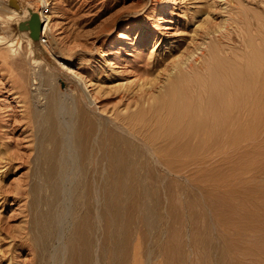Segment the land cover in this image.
<instances>
[{
    "label": "bare ground",
    "instance_id": "obj_1",
    "mask_svg": "<svg viewBox=\"0 0 264 264\" xmlns=\"http://www.w3.org/2000/svg\"><path fill=\"white\" fill-rule=\"evenodd\" d=\"M21 1L15 9L0 0V47L16 66L15 88L31 112L23 126L25 132L33 131L35 146L2 139L0 144L9 149L3 150L5 157L1 149L0 183H6L5 176L19 164L34 163L29 179L23 177L28 187L20 185L16 191L18 197L31 194V236H19L33 245L32 264H126L125 238L131 236L134 222L143 223L150 234L149 260L158 245L178 261L177 200L181 190L210 181V142L239 141L249 134V124L264 123V49L263 43L258 45L262 51L257 47L259 36H254L255 44L242 26L246 33L238 31L244 38L238 44L232 33L240 28L230 26L233 16L223 15L214 27L212 17L207 18L210 22L200 19L201 9H193L186 22L190 34L169 50L140 59L139 80L121 83L117 95L109 89L111 96L101 104L99 94L89 89L92 74L88 81L71 72L54 78L43 66L36 47L45 45L43 52L54 54L46 38L48 0H40L42 7L36 9ZM171 1L156 8L166 12ZM227 2L222 0V11ZM31 8L43 21L39 42L24 33L7 35L3 27L18 24L19 14L28 12L29 17ZM114 74L96 75L100 87L114 82ZM64 78L72 85L62 89L59 80Z\"/></svg>",
    "mask_w": 264,
    "mask_h": 264
},
{
    "label": "rangeland",
    "instance_id": "obj_2",
    "mask_svg": "<svg viewBox=\"0 0 264 264\" xmlns=\"http://www.w3.org/2000/svg\"><path fill=\"white\" fill-rule=\"evenodd\" d=\"M9 1L6 0L3 6L13 7ZM220 1L172 0L169 4L171 9L162 12L156 7L167 4L168 0H48L50 28L46 38L54 54L43 52L44 45L36 47L43 55L40 51L35 52V55L54 78L57 75L59 78L69 77L75 73L88 81L91 78L89 74H92L96 79L93 77V82H89V89L99 94L103 104V99L109 94L111 96V90L112 94H119L118 91L123 88L119 87L121 83H136L139 80L137 65L140 59L145 56L149 58L150 52L169 50L171 45L174 46L190 34L186 22L193 14V9H201L202 12L197 13L200 19L212 17L209 19H213L214 27L223 21V15L233 16L230 17L233 18V25L230 26L235 29L244 26L247 31L243 28L235 30L232 35L236 42L241 44L244 39L239 38L238 31H241L250 34L253 40L254 36H259L257 47L261 50L262 44L258 45L263 43L264 49V0H230L225 4H229L226 11H222ZM21 2L23 5L31 4L34 9L42 7L40 0ZM210 5L214 9L211 10ZM1 12H5L4 9ZM28 14H19L15 19L22 21ZM247 15L248 18H245ZM247 19L249 23L252 20L249 24L250 32ZM16 24L9 23L3 27L4 32L7 35H22V32L14 29ZM23 48L26 51V42ZM3 50L0 49V142L6 138L8 141L11 138L19 139L22 145L27 143L33 147V131L25 132L23 126L27 122L24 116L31 117L28 102L16 91L15 82L19 79L17 69ZM111 72L116 73L113 77L115 81L106 82L101 88L97 77ZM69 85L72 84L66 78L59 80L62 89ZM104 89H108V94H104ZM260 109H264V106ZM247 127L249 134L239 141L210 142V181L204 187L196 186L180 191L177 200L178 238L181 242V249L176 254L178 261H173L171 254L162 252L158 245L149 260L150 234L144 231L143 223L134 222L131 236L125 238L129 242V248L122 255L126 264H264V123L256 122ZM28 134H31L30 140L25 138ZM6 146L9 145L0 144V153L2 149L4 156L0 155L3 157L7 155L4 151L9 149ZM16 146L13 150L18 151ZM228 146L234 149L228 151ZM31 152L35 155V149H31ZM32 166L34 163L19 164L15 172L5 176L6 183L9 182L11 186L5 182L0 183V264H32L35 256L32 243L19 236L27 232L31 236L29 221L32 214L28 207L31 194L25 193L20 197L16 194L20 185L22 189L28 187L22 181H25L24 176L29 179ZM25 167L29 168L28 171ZM18 180L20 183H17ZM4 195L6 199L2 197ZM164 210L166 208L163 207Z\"/></svg>",
    "mask_w": 264,
    "mask_h": 264
},
{
    "label": "water",
    "instance_id": "obj_3",
    "mask_svg": "<svg viewBox=\"0 0 264 264\" xmlns=\"http://www.w3.org/2000/svg\"><path fill=\"white\" fill-rule=\"evenodd\" d=\"M9 4L15 8H20L17 0H10ZM11 26V25H10ZM16 31L24 33L30 37L35 43L40 40V35L43 30V21L40 19L39 14L36 10L30 9V15L27 19L20 21L14 26Z\"/></svg>",
    "mask_w": 264,
    "mask_h": 264
}]
</instances>
